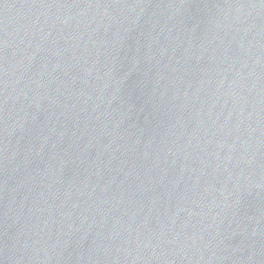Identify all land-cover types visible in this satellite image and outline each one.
<instances>
[{"label":"water","instance_id":"95a60500","mask_svg":"<svg viewBox=\"0 0 264 264\" xmlns=\"http://www.w3.org/2000/svg\"><path fill=\"white\" fill-rule=\"evenodd\" d=\"M0 264H264V0H0Z\"/></svg>","mask_w":264,"mask_h":264}]
</instances>
